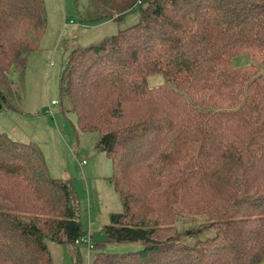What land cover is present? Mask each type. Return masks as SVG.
<instances>
[{"label":"trees","instance_id":"obj_1","mask_svg":"<svg viewBox=\"0 0 264 264\" xmlns=\"http://www.w3.org/2000/svg\"><path fill=\"white\" fill-rule=\"evenodd\" d=\"M89 12L99 24L141 15L70 49L61 76L69 110L113 161L123 213L94 244L72 184L37 144L0 133V264H54L53 244L83 264L84 239L89 264H264V0H90ZM46 26L44 0H0V100ZM242 55L250 65L235 66ZM195 225L213 235L187 243ZM110 243L141 247L109 254Z\"/></svg>","mask_w":264,"mask_h":264},{"label":"rangeland","instance_id":"obj_2","mask_svg":"<svg viewBox=\"0 0 264 264\" xmlns=\"http://www.w3.org/2000/svg\"><path fill=\"white\" fill-rule=\"evenodd\" d=\"M44 1L46 32L38 46L28 54L24 72L10 71V86H2L6 98L0 100V133L19 143L40 147L51 176L72 184L80 202L83 232L92 237L94 244H103L106 242L104 229L109 225L111 215L123 213L121 197L112 183L115 169L109 155L97 149L99 132L84 131L78 113L69 110V99L61 95V76L69 62L70 49L100 45L117 35L120 27L137 24L141 15L138 12L131 14L122 23L99 24L89 21L90 0ZM250 63L248 55L233 60L237 67H247ZM149 82L151 86L165 83L161 76L151 77ZM53 102L58 105L52 106ZM84 162L86 164L80 166ZM180 224L183 227L180 230L184 232L185 226ZM192 227L200 230L201 226ZM198 232L194 239H186V242L191 244L213 235V231L202 229ZM52 247L54 264H77L70 248L61 249L56 244ZM140 247V243H110L105 252L124 254ZM79 248L83 264H89L96 257L95 251L89 253L86 245L81 244Z\"/></svg>","mask_w":264,"mask_h":264},{"label":"built area","instance_id":"obj_3","mask_svg":"<svg viewBox=\"0 0 264 264\" xmlns=\"http://www.w3.org/2000/svg\"><path fill=\"white\" fill-rule=\"evenodd\" d=\"M57 105H58V102L52 103V106H57ZM85 164H86V162L81 163L80 166H84ZM84 241L86 243L85 245L87 246L89 252L94 249V247L91 245V241L89 239H84ZM79 245H81V244H79Z\"/></svg>","mask_w":264,"mask_h":264},{"label":"crops","instance_id":"obj_4","mask_svg":"<svg viewBox=\"0 0 264 264\" xmlns=\"http://www.w3.org/2000/svg\"><path fill=\"white\" fill-rule=\"evenodd\" d=\"M106 22H112V21H105V22H103V23H106ZM103 23H100V24H103ZM67 249V248H66Z\"/></svg>","mask_w":264,"mask_h":264}]
</instances>
